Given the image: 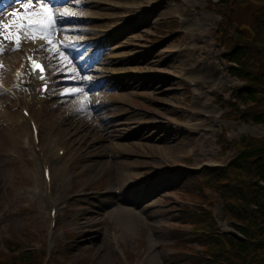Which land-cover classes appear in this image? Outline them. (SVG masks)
I'll return each mask as SVG.
<instances>
[{"label":"rangeland","instance_id":"374dc122","mask_svg":"<svg viewBox=\"0 0 264 264\" xmlns=\"http://www.w3.org/2000/svg\"><path fill=\"white\" fill-rule=\"evenodd\" d=\"M8 2L6 13L24 0ZM263 3L56 0L49 5L58 14L52 43L6 30L4 48H14L4 39L12 32L21 59L32 42L50 73H61L40 97L31 81L20 92L12 71L8 85L0 72V102L10 97L7 116L0 115V264H199V257L264 264V251L250 247L240 256L227 243V235L241 237L235 226L247 228L256 244L264 235L238 219L251 208L221 190L225 179L235 186L247 181L230 167L245 143L264 144V125L241 118L264 110V99L239 104L233 96L244 83L229 75L225 60L233 45L258 35L253 13ZM41 5L24 7L20 16L39 13ZM73 67L74 80L66 73ZM21 109L44 129L39 144ZM158 127L176 131L181 146L134 136ZM51 134L58 135L54 150L46 140ZM188 135L193 139L184 140ZM43 159L49 173L65 168L69 188L54 220L49 206L62 188L58 175L44 188Z\"/></svg>","mask_w":264,"mask_h":264},{"label":"trees","instance_id":"16d2710c","mask_svg":"<svg viewBox=\"0 0 264 264\" xmlns=\"http://www.w3.org/2000/svg\"><path fill=\"white\" fill-rule=\"evenodd\" d=\"M264 2V0H263ZM253 28L258 33L253 37L251 43H241L233 45L225 56V60L230 64L227 72L240 81H243V86L236 90L233 98L239 104H249L254 106L258 104L261 99H264V37L262 31L264 30V3L258 11L253 13ZM256 45L261 46L263 50L256 48ZM252 108V107H249ZM241 118L253 125H264V110L261 112L244 111ZM232 170L239 171L243 176L248 177L243 185H233L223 180L221 190L225 193L233 192V195L226 197L227 200L235 199L240 202V205H245L251 208L248 215L243 216L239 220L245 221L254 227H260L264 224V144L245 143L244 149L238 153L234 161L230 165ZM225 173H221L218 178H225ZM191 182L192 179H189ZM229 211V208H228ZM240 213L239 209L237 213ZM259 222V224H258ZM237 232L241 237L235 239L233 237H226L227 243L236 248L238 255H245L250 247L255 251H264V243L256 244L252 236L248 234L247 228L237 227ZM258 227V235L263 234V228ZM211 240V244L217 243V235ZM184 258V257H183ZM199 264H220L221 259L214 258L213 260L203 259L199 257ZM21 261L29 262V258L23 256ZM262 264V263H261Z\"/></svg>","mask_w":264,"mask_h":264},{"label":"bare ground","instance_id":"6f19581e","mask_svg":"<svg viewBox=\"0 0 264 264\" xmlns=\"http://www.w3.org/2000/svg\"><path fill=\"white\" fill-rule=\"evenodd\" d=\"M4 1H9V0H4ZM55 1H56V0H49V1H47L46 3H48V6H49L50 4L54 3ZM17 2H18V1H17ZM19 2H20V1H19ZM42 7H43V6L41 5V6L39 7L38 10H40ZM24 10H26V9L24 8V6H21V8L12 9L11 12H7V13H3V14H1V16H0L1 18H0V19H3L6 23H9L10 21L17 19V17L11 16L10 13L18 12L19 15H20V13H22V11H24ZM36 10H37V9H36ZM61 12L64 13V11L59 10V13H61ZM58 22H59V24L62 23V22H63V19H58ZM4 30H5V29L0 28V44H1L2 37H3V35H4ZM57 30H60V29L58 28ZM28 35L30 36L31 33H29ZM34 42H35V41H34ZM39 42H40V41H39ZM39 42H38V44H39ZM10 44L13 45L12 42H11ZM62 45H63V44H62ZM11 49H12L11 46H8V47L5 48V51L3 52V54H0V72H2L3 79H4V81L6 82L7 85L9 84L8 81L11 80V76H10V78L8 79V78H7V74L9 73V75H11V71L14 70V68H15L17 65H19V64H21L23 61H25V60H24V57H23L22 59L20 58V56L18 55V53H17L16 50H15V51H12ZM27 49H29L28 52H30V51H32V50H34V49H36L37 52H40V49H42V48H40L39 46H36V45L34 46L33 43L30 42V43L28 44ZM2 55H3V56H2ZM18 59H19V60H18ZM30 59L33 60L34 58H30ZM31 60H30L29 65H28V70H29V72H31V70H30V68H31V66H30V64H31ZM12 72H13V71H12ZM16 72H17V71H16ZM1 78H2V76H1ZM47 78H48V77H47ZM34 83H35L36 85L38 84V85L40 86V84H39L37 81H36V82L34 81ZM197 83H198V85H199L200 87L203 88V87H204V84H203V83H206V82H198V81H197ZM6 84H5V85H6ZM133 85H134V84H133ZM93 86H95V84H92V85H91V87H93ZM91 87H90V88H91ZM18 89H19V88H18ZM11 90H12V89H11ZM19 90H20V92H22L23 90H26V89H25V88H20ZM69 94H70V92H69L67 95H69ZM5 97H6L7 99H5V101L3 100L2 102H0V115H4V117L7 116L6 114L8 113V101H9V99H10V97H8L7 95H6ZM55 107H56V106H52V107H50V109H53V108H55ZM56 108H57V107H56ZM40 109H42V106L40 107ZM58 109H59V108H58ZM28 114H29V118H30V120L34 118V116H33L32 112H31V110H30V112H29ZM66 124H68V123H66ZM71 125H72V124H71ZM68 127H70V124H68ZM73 128H76V127L74 126ZM43 132H44V129H42V127L38 128V133H37V135H38V137H39V138H38V144H39V142H40V138L43 139L42 136H41V133H43ZM196 133H198V132L194 131V132L192 133V135H193V134H196ZM110 136L115 138V136H113V134H111V133H110ZM134 136H135V138H138V140H141L142 142H147V141H149V142H151L152 144L162 143V144H164L165 146L169 145L170 148H172L173 145H174V148H179V147L181 146V142H180L179 140L176 139V131H174V130L167 132V131H165L164 129L158 127V128H156V131H155V132H153V131H152V132H147V131H145V130L139 129V130L136 132V134H135ZM53 137H58V135H55V136H54V135L51 134L50 136H48V137L46 138V140L50 141L49 145H51V148L54 150L55 147H56V145H55V143H54V140H52ZM191 138H192V137H189V135H188V137H183L184 140H189V141L191 140ZM196 138H198V139H196ZM200 138H201V137H194V139H196V141L200 140ZM192 139H193V138H192ZM126 146H127V147H133V146H134V143H130V142H129ZM169 147H167V148H169ZM164 149H166V148H164ZM59 150H60V149H57L56 152L58 153ZM40 151L42 152L43 149L41 148ZM52 153H53V152H51L50 155H54V154H55V153H54V154H52ZM55 155H57V154H55ZM55 157H56V156H55ZM150 158H152V156H150ZM58 159H59L58 157L55 158V160H58ZM48 162H49V160H44V159L42 160V164H43V172H44V170L47 168V167H46V164H47ZM64 171H65V168H62L61 170H59V173H58V174H54V173L51 172V173L49 174V177H48V178H50V181L43 177V172H42V177L44 178V188H45V189H47V190L50 189V187H51L53 181L56 180V175H58V177H59L60 188H62V192H61L60 196L58 197V202L55 203L53 200L50 202V206H49L50 211H52V210L55 208V206H56L57 204H60V203H62V202L64 201V199H65V197H66V192H67V190L69 189V188H68V183H67V181L65 180V177H62Z\"/></svg>","mask_w":264,"mask_h":264},{"label":"snow or ice","instance_id":"6c2138e0","mask_svg":"<svg viewBox=\"0 0 264 264\" xmlns=\"http://www.w3.org/2000/svg\"><path fill=\"white\" fill-rule=\"evenodd\" d=\"M36 4L43 5L39 13L35 12V10H33L30 15L26 14L24 16H20L18 12L10 13L11 16L17 17V19L13 20L11 25L6 23L3 19H0V28L5 30L12 28L17 32L25 33L26 39L30 38L35 40L37 38H44L51 43L49 38L52 34V29L56 25L58 14L52 12L45 0H24L23 6L27 8ZM29 33H31L30 36L28 35ZM4 39L9 40L15 45L12 49L13 51L19 49L20 38L18 35H14L12 32H7ZM4 51V45L0 44V54H3ZM37 69H39L41 73L43 72V68L39 64L33 63V70L35 71ZM43 78L44 77L41 75V79ZM83 108L84 105L81 104L80 108L77 110H83Z\"/></svg>","mask_w":264,"mask_h":264}]
</instances>
